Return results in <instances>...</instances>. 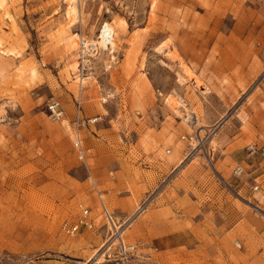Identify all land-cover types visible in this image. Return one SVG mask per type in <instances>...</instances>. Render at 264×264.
<instances>
[{"label": "rangeland", "instance_id": "374dc122", "mask_svg": "<svg viewBox=\"0 0 264 264\" xmlns=\"http://www.w3.org/2000/svg\"><path fill=\"white\" fill-rule=\"evenodd\" d=\"M263 148L264 0H0V264H106L102 203L131 264H264Z\"/></svg>", "mask_w": 264, "mask_h": 264}, {"label": "built area", "instance_id": "2783aa9c", "mask_svg": "<svg viewBox=\"0 0 264 264\" xmlns=\"http://www.w3.org/2000/svg\"><path fill=\"white\" fill-rule=\"evenodd\" d=\"M88 43L86 45L85 43ZM84 42V46L90 53L97 54L99 48H96L90 41ZM109 52L114 54L115 49L111 44L108 45ZM92 51V52H91ZM116 56V55H115ZM50 114L53 120H61L65 116V108L58 100H53L48 104ZM79 141V140H78ZM77 146H81V141L76 142ZM264 153V148H263ZM245 171L243 164L238 163L234 168V173L240 176ZM259 186L256 185V188ZM102 213L105 217V224L108 229L106 240L100 247L102 254L107 259H115L121 262V264H131L135 257H138V242H126L124 239L125 231L131 225L132 216L119 218L114 212H112L105 203H102ZM90 209L85 208L80 218L73 224L69 225L65 223L64 229L68 234L74 235L81 231L83 227L92 228L95 222L90 217Z\"/></svg>", "mask_w": 264, "mask_h": 264}, {"label": "bare ground", "instance_id": "6f19581e", "mask_svg": "<svg viewBox=\"0 0 264 264\" xmlns=\"http://www.w3.org/2000/svg\"><path fill=\"white\" fill-rule=\"evenodd\" d=\"M71 7L74 9H76L75 5L71 2ZM71 11V9H70ZM73 11V10H72ZM69 13V11H68ZM115 31H116V27L112 25L111 22L109 21H106L105 24L103 25L102 29H101V34L99 35V43H101L103 45V47H108L109 44L112 45L113 47V41H114V35H115ZM79 40H81V36L79 35V33H75L69 40V43L68 46L71 48H78V47H81V43L79 42ZM84 41V40H83ZM92 44H94V46L97 45L96 48H99V43H94V42H90ZM86 45H88V43L86 42L85 43ZM84 49V48H83ZM188 72H190L188 70ZM191 74V73H190ZM84 79L83 77H81V82H84ZM101 249L99 248L98 251L94 254L95 257L100 253ZM102 255V254H100ZM94 257V258H95ZM99 257V256H98ZM96 257V258H98ZM92 260V259H91ZM105 261V260H104ZM103 261L99 260L97 261L95 264L97 263H102Z\"/></svg>", "mask_w": 264, "mask_h": 264}, {"label": "crops", "instance_id": "0c3cea01", "mask_svg": "<svg viewBox=\"0 0 264 264\" xmlns=\"http://www.w3.org/2000/svg\"><path fill=\"white\" fill-rule=\"evenodd\" d=\"M86 114H87V112H86ZM176 149H175L174 152H171V154L167 157V164H174L178 160V158H179L178 156H179V152L180 151L178 149L177 150L178 152L175 153L176 152ZM130 227H131V225H130ZM171 234H174V233L171 232V233H168L166 235L168 236V235H171ZM106 236H107V234H106ZM124 239H125L126 242H133V241L128 240L125 234H124ZM135 242H138L139 243L138 244V257L140 259L142 258L145 262L153 259L152 258L153 257V254L152 253H154L155 251H158L159 250L158 246H156L154 243H152L150 241H146V240H144V239H142L140 237H138L137 239L135 238L134 243ZM105 261H106V264H121L120 261L115 260V259H107V258H105Z\"/></svg>", "mask_w": 264, "mask_h": 264}]
</instances>
